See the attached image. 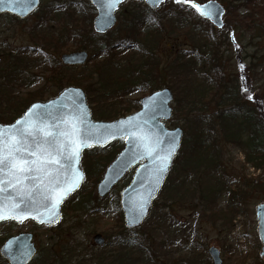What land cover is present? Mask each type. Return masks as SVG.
<instances>
[{
	"label": "rangeland",
	"instance_id": "1",
	"mask_svg": "<svg viewBox=\"0 0 264 264\" xmlns=\"http://www.w3.org/2000/svg\"><path fill=\"white\" fill-rule=\"evenodd\" d=\"M69 1L75 2L77 6L88 0ZM198 1L205 2V0ZM218 1L223 3L226 8L223 16V21L226 25L216 29L207 21V25L209 26L207 27L208 32L212 31L215 34L220 54L222 52V55L225 56L224 72H236L238 61L241 60L243 61V70L245 69L250 79L254 80V85L262 87L264 85V29L262 27L257 29L252 25V21H250L251 17L248 15L252 12L249 11L245 0H229V7L227 1ZM257 1L263 2L264 0ZM141 5H145L143 1L126 0L122 3L116 15L118 18H122V11L129 9L131 12L133 9L140 8ZM161 6H163L161 15L177 9L174 4H171V0L163 2ZM187 6L190 9V5L187 4ZM51 7L53 5L50 0H42L35 11L26 16L24 20L16 19L12 21L7 16L0 18V52L6 48L7 53L11 54L13 52L19 54L18 56L28 57L27 61L31 64L29 69L32 72H38V76L34 75L29 79L22 75L14 77L11 74L12 76H10L14 80H8L10 90L18 94L23 93L27 88L29 90H39L47 85L50 88L43 94L45 99H49L56 96L62 88L71 85L65 83V80L72 81L74 77L94 74L88 81H82L79 86L83 88L85 93H88L89 96L87 97L89 99L87 102H89V106L97 110L99 104L96 101L102 97H109V101H104L102 106L108 104L114 108L110 109L112 112L115 111V108L117 111L114 112L113 117L101 119L113 120L114 118L133 113L136 110V107H131L133 100L145 96L151 90L147 88L138 89L135 86L127 84L126 81L125 83L123 80L121 81V89L110 88L108 91L105 90L99 85V81H97L96 75L99 72L96 71V64L93 61L91 51L86 50L89 53V57L92 55V58L87 60L84 67L82 65L85 63L76 65L74 67L75 70L73 67H64L59 72L56 70V75L62 76L63 81L57 82L55 79H49L46 83L44 82V78L41 77L43 75L41 73L42 70L45 69L47 74L48 71H51L52 66L56 68L54 59L59 57L61 52H69L71 49H82H78V45L81 42L79 38H68L63 45L57 48L58 52L52 48L51 50L53 51H48L53 63L49 61L38 62L36 60V47L37 45L43 46L44 42L36 41L35 35L32 34L39 28V14L41 12L44 13L46 9ZM86 7L87 11L92 14L91 4L89 3ZM53 12H55L54 9ZM191 12L194 11L191 10ZM67 13L68 11L63 14L56 11L55 14H58V17L50 16V18L46 19L48 25L45 23L42 25L48 27L51 25L54 28L60 26L61 28V19H70L72 21L71 27H75L78 31L83 28L85 32L87 25L83 18H81V14H79L80 9H71V16L67 15ZM94 14L95 12L92 14V17ZM182 14L191 20L192 14L186 11ZM254 16L256 17V14ZM231 26H234V30L229 32L228 29ZM60 28L57 27L58 30ZM90 47H93L92 43H90ZM178 47L192 49L190 35L186 34L185 37L165 35L159 40L157 49L154 51V57L157 58V64L161 68V75H163L162 79L164 80L156 88L172 84L174 89L170 85L168 87L171 89L173 96L180 94L179 90L183 89L182 84L178 83V79L173 78L170 72L166 73L168 71L166 66L163 68L161 65L174 55L170 54V50L175 51ZM122 51L116 49L115 52L117 54L113 56L114 59L112 60L104 59V56L97 58V60L99 62L103 61L105 64L107 63L105 68L112 72L114 64H110V62L124 63L126 51ZM110 55L111 53L108 54V58ZM136 60H138V57ZM251 60L256 64L252 70L250 65ZM0 66L5 67L6 62L0 61ZM252 71L255 72L251 73ZM251 74L253 75V79ZM51 82L56 85H52ZM91 82L92 85L90 84ZM86 85H91V89L86 88ZM177 88L179 90L176 92L175 89ZM126 106H130L131 108L124 110ZM175 106V101H172V109ZM199 106H201L200 102L197 103V106L194 105L193 111L199 108ZM12 107V104H7L6 98L4 99L0 96V113L7 114L8 110ZM182 116L181 113L177 116L172 113L171 118L166 122L167 127L180 125L183 129L184 120H182ZM113 145L123 147V140H116ZM110 147L111 145L106 146L102 152L111 150ZM224 150H226L224 157L229 161V166L227 170H224L225 173L223 175L213 180L214 185L218 184V188H223L220 190V196L216 199L215 204L221 209L225 208V202L229 200L228 189H237L245 193L241 198L242 200L240 199L241 203L243 201L242 205L237 209L236 213L232 214L233 219L228 224H223L219 220L213 221L207 212L201 215V211L199 210L201 207L190 209L184 202L172 205L174 208L165 206L166 201L169 200L167 193L171 190L169 188L170 185L166 184L153 201L145 219L140 225L129 229L124 226L123 219L121 218L122 221L120 219L122 217V209L118 208V193L128 183L130 177L126 176V178L120 180L104 197H98L95 188L96 183L89 178L88 180L85 178L80 190L65 199L61 208L62 216L59 220L60 222L55 226L50 228L49 225H39L31 220H24L23 222H15L13 220L2 221L0 223V244L10 235L24 231L33 233V240L37 246V255L28 264H96V260L100 254L111 256L120 251L126 252V256L130 259L129 261H133L131 264H212L211 257L208 255V248L210 246L219 249V256L222 260L221 264H264L263 257L259 255L261 244L257 234L255 213L257 203L264 200V167L254 168L251 163L245 160L247 151L245 147L241 149L233 144L227 145ZM131 173L130 171L129 176ZM255 183L256 185L254 186ZM199 201L198 199V203ZM161 214L164 215V220H161ZM98 232L101 233L105 241L99 246L92 241V236ZM121 235L125 240L129 241L132 238L135 241L130 246H126L124 242L119 241ZM0 264H7L6 259H3L1 256Z\"/></svg>",
	"mask_w": 264,
	"mask_h": 264
},
{
	"label": "trees",
	"instance_id": "2",
	"mask_svg": "<svg viewBox=\"0 0 264 264\" xmlns=\"http://www.w3.org/2000/svg\"><path fill=\"white\" fill-rule=\"evenodd\" d=\"M50 1L53 7L39 14V28L33 30L32 34L35 35L36 41L44 42L43 46L37 45L36 47V60L51 63L53 60L50 59L48 51H53L51 48L57 51V48L63 45L65 40L77 37L81 40L78 49L82 48L92 52L96 71L99 72L96 75L97 81L107 91L110 88L121 89L122 80L138 89L156 90V86L164 82L161 68L157 64V58L154 57L159 40L165 35L173 37L190 35L192 49L178 47L175 51L170 50V54L174 55L161 65L163 68L166 66L168 69L166 73L170 72L172 77L177 78V82L182 84V90L175 89L176 92L179 90L180 94L174 96L173 102L175 101L176 106L172 110H174L175 116L181 113L182 120H184L182 143L168 171L167 181L163 184L164 187L166 184L170 185L171 189L167 193L169 200L166 201L165 206L174 208L172 205L184 202L190 209L201 207L199 209L201 215L207 212L213 221L219 220L223 224L232 221V214L236 213L242 205L241 198L245 193L237 189H228L229 200L225 202V208L221 209L215 203L223 188H218V184L214 185L213 180L219 178L225 173L224 170L228 169L229 161L224 157L226 152L224 149L227 145L234 144L241 149L245 147L247 149L245 160L251 163L254 168L264 167V85L262 87L254 85V80L252 81L246 74V70H243V61L241 60L238 61L236 72H224L225 56L219 52L215 34L212 31L208 32L207 20L202 19L197 13L191 12L187 6L190 0H171V4H174L177 9L166 12L165 15L160 14L164 5L154 10H151L147 5H141L140 8L133 9L131 12L129 9H125L121 12L122 18L119 17L116 25L111 29L112 32L100 34L92 28L91 17L95 9L91 5L92 14L87 11L86 5L89 4V1L77 6L75 2L69 0ZM222 1H227V5L229 3V0ZM245 1L249 11L252 12L248 14L251 17L252 25L257 29L259 27L264 29V1ZM52 8L55 12H62V14L68 11L67 15L70 16L72 15L71 9L79 8V14L87 25L86 31L84 32L83 28L78 31L75 27H71L70 19H61V28L57 26L60 30L51 25L43 26V23L48 25L46 19L50 16L58 17ZM185 11L192 14L191 20L182 14ZM3 16H7L12 21L17 19L5 13L0 15V18ZM47 28L49 29L46 30ZM233 28L234 26H231L228 31L232 32ZM90 43L93 44V47H90ZM116 49L123 50L122 52L126 51V57L123 64L110 62V64H114L112 66L114 71L110 72L105 68L107 63L99 62L97 58L104 56V59L112 60L113 56L117 54ZM6 51L5 48L0 52V61L6 62L5 67L0 66V96L6 98L7 104H12L13 107L8 110L7 114L0 113V120L3 123L16 119L28 107L29 103L45 99L43 93L50 88L46 85L39 90L27 88L23 93H13L8 85V80H14L11 74L14 77L22 75L29 79L34 75L38 76V72H32L29 69L31 64L27 61L28 57L18 56L19 54L13 52L10 54ZM137 57L138 60H136ZM252 60L250 61L251 70L256 66ZM54 62L56 68L52 66L48 75L45 69L41 72L43 75L40 76L44 78L45 83L49 79H55L57 82L63 81L62 76L56 75V70L62 71L64 67H73L75 70L74 65H64L59 57L55 58ZM22 64L23 66H21ZM85 65L86 63L82 67ZM247 71L250 72L248 69ZM92 75L94 74L74 77L72 81L65 80V83L80 86L82 81H88ZM251 77L253 79L252 74ZM90 84L92 85V82ZM91 85H86V88L91 89ZM168 85L174 89L172 84ZM89 93L91 94V92ZM87 96H89L88 93H86ZM88 99L89 97H87ZM104 101L108 102L109 97H102L96 101L99 104L98 111L90 106L94 118L113 117L114 112H117L116 108L112 112L110 109L114 108L108 104H104V108H102ZM198 102L201 103V106L193 111L192 108L194 105L197 106ZM138 104V99H135L131 107L137 109ZM131 107L126 106L124 110ZM186 110L188 111L186 112ZM110 145L111 150L105 152H102L105 150L103 148L94 147L85 149L81 154L80 165L84 169L87 180L89 178L97 183L106 165L116 156L117 150L122 148L113 145V143ZM127 177H130L129 174ZM170 216L172 215L170 214ZM160 218L161 220L165 219L162 214ZM119 241L130 246L135 240L132 238L129 241L125 240L121 235ZM129 260L126 252L120 251L111 256L100 254L96 264L133 263Z\"/></svg>",
	"mask_w": 264,
	"mask_h": 264
},
{
	"label": "water",
	"instance_id": "3",
	"mask_svg": "<svg viewBox=\"0 0 264 264\" xmlns=\"http://www.w3.org/2000/svg\"><path fill=\"white\" fill-rule=\"evenodd\" d=\"M123 1L90 0L96 8L92 27L97 33L110 30L116 22L115 12ZM163 1L144 0L151 8H157ZM38 3L39 0H0V13L5 11L25 18ZM191 3L201 17L208 19L215 27L223 26L222 16L225 12L220 2L206 0L204 3ZM87 56V51L79 49L63 53L61 60L66 64L80 65L86 62ZM172 98V91L167 86L158 88L139 99L140 108L135 112L114 120H97L92 118L83 89L70 85L56 97L30 103L14 122H0V130L5 136L11 134L13 140L23 130L34 133L27 137L29 144L34 140L42 142L44 133H71L72 139H75L73 144L67 136L61 137L62 144L67 146L56 157L59 164L52 166L50 175L34 179L36 174L32 173L29 179L23 180V189L28 191V195H21L19 190L5 183L4 190L0 192V204L3 205L0 223L30 219L37 224L54 226L62 215L61 205L65 198L78 191L84 180V171L79 165L84 149L105 147L115 139H124L123 148L107 165L96 184V193L99 197L107 195L127 171L134 168L130 181L119 193V205L126 228L140 225L163 186L181 144V126L167 128L164 122L172 115ZM35 150V147L29 149ZM27 158L32 159L30 156ZM255 213L261 244L259 255L264 258V200L257 203ZM92 241L98 246L105 242L100 232L92 236ZM36 249L33 233L24 231L3 241L0 256L7 260V264H27L35 256ZM219 254V249L213 246L208 248L212 264L222 263Z\"/></svg>",
	"mask_w": 264,
	"mask_h": 264
},
{
	"label": "snow or ice",
	"instance_id": "4",
	"mask_svg": "<svg viewBox=\"0 0 264 264\" xmlns=\"http://www.w3.org/2000/svg\"><path fill=\"white\" fill-rule=\"evenodd\" d=\"M33 135L34 133L23 130L18 133V138L13 140L11 134L5 136L0 130V192L4 190L7 182L14 190H19L21 195H28V191L23 189V180L29 179L32 173L36 174L34 179L51 174L52 166L59 164L56 157L61 155L62 149L67 146L62 144L61 137L67 136L71 143H75L71 133L59 135L44 133L45 138L42 142L34 140L32 144L27 143V137ZM32 147L36 150L29 151ZM28 156L32 159H28ZM11 211L14 212L15 209ZM2 213L3 205L0 204V218H3Z\"/></svg>",
	"mask_w": 264,
	"mask_h": 264
}]
</instances>
